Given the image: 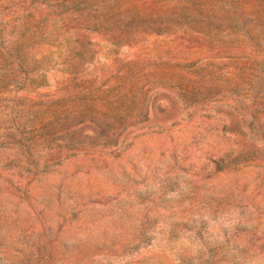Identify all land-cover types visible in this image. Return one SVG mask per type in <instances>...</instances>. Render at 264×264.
I'll list each match as a JSON object with an SVG mask.
<instances>
[{
	"label": "rangeland",
	"instance_id": "374dc122",
	"mask_svg": "<svg viewBox=\"0 0 264 264\" xmlns=\"http://www.w3.org/2000/svg\"><path fill=\"white\" fill-rule=\"evenodd\" d=\"M0 264H264V0H0Z\"/></svg>",
	"mask_w": 264,
	"mask_h": 264
}]
</instances>
